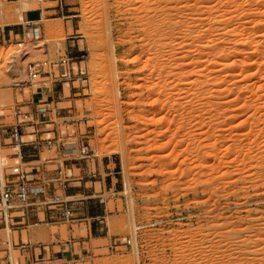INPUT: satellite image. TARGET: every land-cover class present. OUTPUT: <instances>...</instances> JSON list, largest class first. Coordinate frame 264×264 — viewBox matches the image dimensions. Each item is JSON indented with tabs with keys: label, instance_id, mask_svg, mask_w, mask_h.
I'll list each match as a JSON object with an SVG mask.
<instances>
[{
	"label": "rangeland",
	"instance_id": "1",
	"mask_svg": "<svg viewBox=\"0 0 264 264\" xmlns=\"http://www.w3.org/2000/svg\"><path fill=\"white\" fill-rule=\"evenodd\" d=\"M63 2L62 14L39 22L40 39L26 27L0 43V120L12 122V108L41 81L51 89L43 75L26 84L29 62L73 57L67 66L87 81H63L25 128L24 147L40 141L41 160L52 158L46 180L63 197L65 179L79 190L69 203L98 215L99 230L71 260L24 261L10 246L12 264H264V0ZM29 4L56 2L1 0L0 25L24 23L20 8ZM70 142L93 152L73 154L96 173L80 183L67 179L79 174L70 162L58 172L72 155L54 148ZM13 152L0 146L2 183ZM97 161L113 173L97 175ZM73 218L29 226L23 239L67 240L80 232Z\"/></svg>",
	"mask_w": 264,
	"mask_h": 264
},
{
	"label": "built area",
	"instance_id": "2",
	"mask_svg": "<svg viewBox=\"0 0 264 264\" xmlns=\"http://www.w3.org/2000/svg\"><path fill=\"white\" fill-rule=\"evenodd\" d=\"M1 1V0H0ZM46 0H37L40 2ZM56 4L52 7H43L41 4L38 6L40 16L38 19L26 20L23 25L29 28L32 37L35 40L40 39L41 29L38 26L39 22L49 15L50 11L55 13H63L66 4L63 0H53ZM73 57L64 56L55 61H38L29 62L26 65L27 83L29 86L33 85L32 81L37 77H47L51 85L53 83H61L64 80H77L84 85L86 77L83 75V71L77 72L78 77L75 78L72 67L67 66L69 61ZM57 70V73L55 72ZM73 74V76H72ZM48 80L41 81V84L36 87L32 92V95H41L42 88L47 87ZM40 90V91H39ZM28 103H17L12 108L13 121L10 123L0 120V146H9L14 149L12 158L15 161L9 166L10 172L7 174L4 182L0 184V222L6 227L13 209H22L25 207H31L34 205L45 204L48 209L54 212V220L66 221L74 216V209L69 205V200L63 197L62 194H58L54 189V181L46 180L40 176L35 177L34 170H26L25 158L27 142L23 139V131L28 125H33L34 114H45L48 111V101L45 99H37L34 102V107L25 109L28 107ZM0 113V117H1ZM48 148H52V138H46L45 140ZM35 149H37L38 156H40V141L32 142ZM32 146V147H33ZM55 152L62 158L66 155L77 154L79 158L88 159L93 155L92 150L88 145L83 143L70 142L66 144H60L55 146ZM68 158H63L61 165L58 166V172L62 173L64 163ZM48 162H52V158L47 159ZM65 180L61 185V188L65 190ZM6 240H4L5 242ZM122 243V241H121ZM125 244L130 243V239L124 240Z\"/></svg>",
	"mask_w": 264,
	"mask_h": 264
},
{
	"label": "crops",
	"instance_id": "3",
	"mask_svg": "<svg viewBox=\"0 0 264 264\" xmlns=\"http://www.w3.org/2000/svg\"><path fill=\"white\" fill-rule=\"evenodd\" d=\"M21 12V20L25 22L26 20H34L38 19L40 16L39 7L37 5H30L27 7L22 6L20 8ZM25 20V21H24ZM24 23H7L5 25H0V43L3 44V42L10 41L12 39H17L16 36H22L24 34L26 26L23 25ZM62 83H53L50 90L46 88H42V96L41 95H32L31 100H26L23 103H28L29 108L34 107V102L37 99H45L48 101V104L52 102L55 98V93L57 90H61ZM40 91V90H39ZM33 92V91H32ZM59 97V96H58ZM50 100V101H49ZM39 131V130H38ZM38 131L34 134L30 135H38ZM26 135V130L23 131V136ZM39 137V136H38ZM41 137V136H40ZM33 142V141H32ZM31 144V143H30ZM33 145H30L26 149V158H25V165L30 167L31 170L33 169L35 177L40 176L41 178L45 179V171H44V162H48L47 160H41L40 156H38L37 149L34 148ZM72 156H68L69 160L67 162H70L71 166H74L75 169L79 170L78 175L71 174L70 177L67 179L71 180V183L74 182H82L86 176L90 177L93 175H96L95 172L91 174L90 170H86L81 166H76V164H80L79 161H77V157L73 154ZM88 160V159H87ZM109 164H103L102 162L97 161L95 165V169H97V175H100L102 173L106 175H110L113 173L112 170H108ZM74 167H70L69 170L73 171ZM2 177L0 175V184L2 183ZM87 182V181H86ZM88 192V191H86ZM65 197L68 199L77 196L80 194V191L74 188H65L64 190ZM82 195V194H81ZM85 199L91 198L93 196H99L101 194H83ZM70 201V200H69ZM70 206L71 203H69ZM72 208L75 210V218H73V221H77V228L80 232H77L76 236H72L70 233L68 234V239L63 240L61 238H55L49 239L46 243L35 241L30 235L28 236L27 240L23 239L22 231L27 230L29 226H42L44 229L48 230L50 224L56 223L54 220V212L47 208L45 204H39L34 205L31 207H25L22 209H13L11 214L13 215L12 218H10L8 225L6 227H9L10 229H14L18 232V236L16 240L11 237L10 239H3L0 238V264H12V249L17 250L20 253V256L24 259V261H34V260H41L45 257H49L50 259L55 260H71L75 256H79L81 253H83V246H81V242L83 241V238H86L88 235V231L91 235L96 233L99 230V227L96 226V221L94 219H97L98 215H86L82 211L77 212V208L75 206H72ZM88 223L83 222L85 220H90ZM82 224H86L83 228ZM1 222H0V230H3L6 228ZM83 232V233H82ZM4 240H6L4 242ZM78 242L80 244L79 250L76 249L75 244ZM11 246V248H10ZM21 261V259H19Z\"/></svg>",
	"mask_w": 264,
	"mask_h": 264
},
{
	"label": "bare ground",
	"instance_id": "4",
	"mask_svg": "<svg viewBox=\"0 0 264 264\" xmlns=\"http://www.w3.org/2000/svg\"><path fill=\"white\" fill-rule=\"evenodd\" d=\"M19 16H20V19H21V18H22V17H21V13H19Z\"/></svg>",
	"mask_w": 264,
	"mask_h": 264
}]
</instances>
